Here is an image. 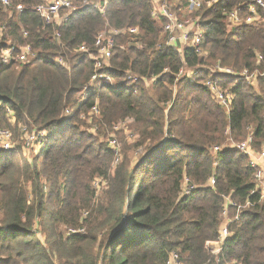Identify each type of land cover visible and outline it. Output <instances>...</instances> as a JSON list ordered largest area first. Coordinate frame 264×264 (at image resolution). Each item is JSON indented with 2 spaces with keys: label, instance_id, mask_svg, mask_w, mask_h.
Listing matches in <instances>:
<instances>
[{
  "label": "trees",
  "instance_id": "obj_1",
  "mask_svg": "<svg viewBox=\"0 0 264 264\" xmlns=\"http://www.w3.org/2000/svg\"><path fill=\"white\" fill-rule=\"evenodd\" d=\"M10 1L0 3V56L26 44L33 56L0 61V127L10 120L46 137L39 161L0 149V264H165L171 252L178 264H264L255 169L246 152L222 146L229 136L234 143L251 137L255 154L264 146V75L247 83L207 69H264V19L227 28L230 11L251 14L249 0H219L196 12L201 54L165 44L149 0H110L104 12L81 5L60 25L34 11L41 0ZM106 28L121 30L101 69L114 85L92 79L89 56ZM128 72L139 78L130 81ZM208 81L231 92L228 110ZM80 115L91 118L95 135ZM126 120L135 143L118 149L121 133L114 145L104 142ZM133 148L144 151L136 162ZM185 177L194 186L188 194ZM223 226L229 234L213 254L205 244Z\"/></svg>",
  "mask_w": 264,
  "mask_h": 264
},
{
  "label": "built area",
  "instance_id": "obj_2",
  "mask_svg": "<svg viewBox=\"0 0 264 264\" xmlns=\"http://www.w3.org/2000/svg\"><path fill=\"white\" fill-rule=\"evenodd\" d=\"M151 8V16L157 21L160 20L162 23V35H164L165 44L169 47H173L175 50L182 52L183 48L189 47L194 49L195 53L201 54V38L203 31L201 28V17L199 14H196L198 10L202 7H210L212 4L218 2L219 0H149ZM110 0H41L37 5L34 6V11L48 24H57L60 25L71 17V15L78 11L81 5H93V7L101 12H104L107 9L108 3ZM0 3L7 7L10 5V0H0ZM174 6L176 9H174ZM249 7L251 14L245 19H242L238 12L234 10L227 13V28L231 29L233 26L240 25L241 23H252L261 19V15L264 16V0H249ZM16 11H21V5L16 6ZM183 12L185 14H183ZM259 12H261L259 14ZM193 13V16H189ZM189 14V15H188ZM130 34H135L137 29L131 27L127 29ZM121 32L119 29L115 28H106L103 31L99 32L94 41V46L96 48V54H90V58L94 61L95 71L92 75V79L104 80L107 83L112 81V76L102 72L103 67L109 65V59L112 56V50L115 48V36ZM26 35V32H23ZM19 52L16 54L15 48L9 46L5 48L0 56L1 63H6L13 60L14 58L20 62L29 61L33 52L31 46L26 44L24 46L18 47ZM79 50L87 52V48L81 46ZM262 59L261 56H258V60ZM57 62H61L60 58H56ZM218 73L224 76L236 77L245 80L247 83H252L260 75H264V69L259 71L255 69L249 71L243 69L239 72H235L230 68L216 66ZM197 73L196 70H189L188 75L193 76ZM179 74H182L180 70ZM129 78H132L127 73ZM207 86L211 91L214 99L228 110L229 105L232 102L233 95L230 91L222 90L219 86L214 85L210 81L207 82ZM33 135L30 136V139H33ZM11 132L7 129H2L0 127V149L3 150H13L11 143ZM249 142H251V137L248 138V141L242 143H232L226 145L228 147H236L240 150H243L250 156V166L255 169L254 178L257 182V187L260 189V199L264 200V146L261 151L258 153H253L249 148ZM221 147L214 146L213 151L216 152ZM214 184V179L210 177L206 185L212 186ZM193 185L189 184L187 177L184 178L182 185V194H188ZM232 206H236L238 209L240 205H237L233 202H230ZM225 215V211L223 212ZM235 219H238V216L235 215ZM229 234L226 226H223L218 234V237L214 241H207V249L216 254L220 250V244ZM165 264H178L177 263V254L176 252H171L169 258Z\"/></svg>",
  "mask_w": 264,
  "mask_h": 264
},
{
  "label": "rangeland",
  "instance_id": "obj_3",
  "mask_svg": "<svg viewBox=\"0 0 264 264\" xmlns=\"http://www.w3.org/2000/svg\"><path fill=\"white\" fill-rule=\"evenodd\" d=\"M183 14H185V13L183 12ZM193 15L194 14L191 13V15H189V16H193ZM260 16H261V18L264 19L263 15L260 14ZM214 65L215 64L207 65V69L209 72H216L217 71L216 66H214ZM129 74L131 76H133L130 81H133V80H136V78H139L135 74H131V73H129ZM126 76H127V73H126ZM127 78H129V77L127 76ZM116 82H117V79L115 77L114 78L112 77V81L109 84L114 85ZM130 83H132V82H130ZM174 90H175V88H174ZM83 96H84V94H83ZM167 106L165 108L166 110H167ZM90 116H92V115L89 113V117ZM80 118H81V120H84L86 122V125H88V127L86 129L95 135L96 126L93 124V121L91 120V118H87V120H86L85 116H83V115H80ZM9 122H10L9 127H7V128L2 127V129H7L11 132V136H12L11 143H12V147H13L12 158L17 159L19 157H26L31 162H33L34 159L39 161L40 157H37V154L40 153V151L42 149L43 145H41V140H45L46 133H38L35 128H33L32 129L33 131L31 130L32 131L31 132L29 129H27L28 127H26L24 125L15 124L14 121H10V120H9ZM129 125H130V122L127 120L118 123L114 128V129H116L115 130L116 133H113V132L106 133L107 138L105 137L104 142L106 140L109 141L111 139L109 141V143L111 145H114L115 142L113 139L116 140V138H118V134L121 133V135H123L124 138L123 139L119 138L122 140V142L116 144L117 148L120 149L121 147H123L124 143H126L125 147L132 146L135 143V141H136L135 139L137 138V136L130 129ZM31 134L34 135L33 139H30ZM101 139L102 138H99V141H101ZM232 143H234V142L232 141V138L229 136L226 138V140L224 141V144L222 146L227 145V144H232ZM142 154L144 155V151L142 149L133 148L129 155L132 159V162H134V161L136 162L140 159ZM97 187H100V185H98ZM134 190H135V187L133 188V191Z\"/></svg>",
  "mask_w": 264,
  "mask_h": 264
},
{
  "label": "crops",
  "instance_id": "obj_4",
  "mask_svg": "<svg viewBox=\"0 0 264 264\" xmlns=\"http://www.w3.org/2000/svg\"><path fill=\"white\" fill-rule=\"evenodd\" d=\"M263 164H264V162H263Z\"/></svg>",
  "mask_w": 264,
  "mask_h": 264
}]
</instances>
